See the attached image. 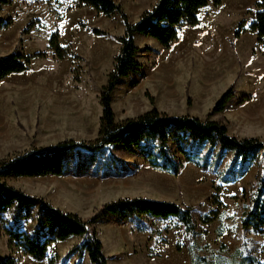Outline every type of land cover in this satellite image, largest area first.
Returning a JSON list of instances; mask_svg holds the SVG:
<instances>
[{
	"label": "rangeland",
	"instance_id": "1",
	"mask_svg": "<svg viewBox=\"0 0 264 264\" xmlns=\"http://www.w3.org/2000/svg\"><path fill=\"white\" fill-rule=\"evenodd\" d=\"M115 1L136 22L158 0ZM257 1L222 0L218 6L210 2L198 10L197 23L182 21L169 48L137 34L143 66L117 84L112 103L116 119L136 117L155 106L170 115L221 121L238 137L264 139V41L248 28ZM0 17L11 20L0 28V57L15 51L32 56L28 70L0 83V160L67 139L94 140L102 114L99 96L120 52L117 37L125 30L120 15L108 17L92 5L79 6V0H12L2 7ZM241 22L246 30L234 40ZM95 27L108 33L96 35ZM56 31L61 47L72 53L62 59L49 46ZM231 86L235 97L223 111H213ZM229 158L230 153L220 167L207 171L187 162L176 176L151 168L138 152L109 146L96 153L71 152L61 176L11 177L8 182L84 219L99 213L105 203L125 197L193 208L196 231L191 235L174 217L146 216L137 223L101 215L92 229L103 241L108 264H191L189 247L194 243L199 254L212 259L222 243L234 251L244 240L253 242V252L264 262V235L242 227L257 177L264 176V155L243 178L223 184L220 176ZM4 217L13 225V210ZM4 225L0 220V260L9 255ZM20 226L33 234V216L22 219ZM83 241L71 237L54 244L44 260L24 257L19 264H48L54 254L60 264H93L76 248Z\"/></svg>",
	"mask_w": 264,
	"mask_h": 264
},
{
	"label": "trees",
	"instance_id": "2",
	"mask_svg": "<svg viewBox=\"0 0 264 264\" xmlns=\"http://www.w3.org/2000/svg\"><path fill=\"white\" fill-rule=\"evenodd\" d=\"M11 1L0 0V10ZM221 1L158 0L152 8L142 12L138 21L131 22L123 7L115 0H79V6L92 5L108 17L120 15L125 24L123 34L117 37L121 44L120 52L115 57L113 69L99 96L102 114L98 135L94 140L67 139L0 160V220L5 224L9 250V255L2 258L0 264H19L24 257L44 260L54 244L72 236L84 239L76 247L79 254L85 251L93 264H108V258L103 252V241L92 229V224L98 222L101 215L132 218L137 223L143 222L146 216L159 219L174 217L184 225L187 234L195 233L193 208L176 202L125 197L105 203L99 213L84 219L77 212L54 206L44 198L30 195L8 182L11 177L61 176L65 173V159L73 151L96 153L109 146H123L130 153H140L151 168L176 176L187 162L203 171L218 168L230 153L220 176L223 184L237 182L261 159L264 155V139L232 135L228 126L221 121L203 120L191 115H170L155 106L136 117L119 121L113 108V92L119 81L133 72H139L143 66L138 60L140 47L135 41L137 34L156 39L169 48L178 38L184 19L197 23L200 8L210 2L218 6ZM255 7L258 10L248 28L257 33L259 41H264V0L257 1ZM10 24V19L0 17V28ZM32 26L34 21L29 23V27ZM245 30V22H241L233 39H238ZM93 33L103 36L108 32L95 27ZM49 46L58 59L72 54L59 44L58 31L53 34ZM31 60L32 56L17 51L1 56L0 83L11 74L28 70ZM234 97L235 90L231 86L216 101L213 111H223ZM10 210L14 213L13 225H7L4 217ZM32 216L36 228L30 234L20 224L22 219L29 220ZM208 222L211 220L203 221ZM242 227L264 235V176L257 177L250 208L242 216ZM197 248L196 243L189 247L191 264H200L202 261L204 264H264L253 252V242L250 240H244L234 251L222 243L212 259L199 254ZM48 264H60V256L52 255L48 258Z\"/></svg>",
	"mask_w": 264,
	"mask_h": 264
},
{
	"label": "crops",
	"instance_id": "3",
	"mask_svg": "<svg viewBox=\"0 0 264 264\" xmlns=\"http://www.w3.org/2000/svg\"><path fill=\"white\" fill-rule=\"evenodd\" d=\"M72 237H78V236H72ZM70 238H71V237H70ZM70 238H69V239H70ZM67 240H68V239H67ZM65 241H66V240H65ZM63 242H64V241H63Z\"/></svg>",
	"mask_w": 264,
	"mask_h": 264
}]
</instances>
